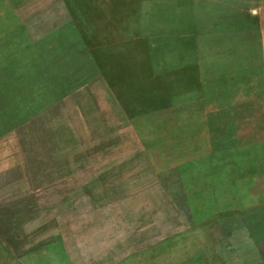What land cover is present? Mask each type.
I'll use <instances>...</instances> for the list:
<instances>
[{
  "label": "rangeland",
  "instance_id": "obj_1",
  "mask_svg": "<svg viewBox=\"0 0 264 264\" xmlns=\"http://www.w3.org/2000/svg\"><path fill=\"white\" fill-rule=\"evenodd\" d=\"M0 264H264V0H0Z\"/></svg>",
  "mask_w": 264,
  "mask_h": 264
},
{
  "label": "crops",
  "instance_id": "obj_2",
  "mask_svg": "<svg viewBox=\"0 0 264 264\" xmlns=\"http://www.w3.org/2000/svg\"><path fill=\"white\" fill-rule=\"evenodd\" d=\"M194 42L195 44H197V35L194 36ZM197 45H194V47L196 48ZM171 59H172V65H182L184 63L185 60V55L183 54V48L180 49L179 45L174 48L172 50L171 53ZM216 57V54L212 55V58H210L209 61H212V65L211 68H213V71L215 72V74H220L221 72V63L220 60H218Z\"/></svg>",
  "mask_w": 264,
  "mask_h": 264
}]
</instances>
